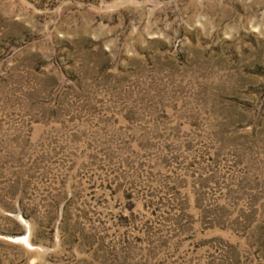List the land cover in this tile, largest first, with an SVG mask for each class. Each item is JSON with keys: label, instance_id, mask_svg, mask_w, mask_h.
Returning a JSON list of instances; mask_svg holds the SVG:
<instances>
[{"label": "rangeland", "instance_id": "obj_1", "mask_svg": "<svg viewBox=\"0 0 264 264\" xmlns=\"http://www.w3.org/2000/svg\"><path fill=\"white\" fill-rule=\"evenodd\" d=\"M0 264H264V0H0Z\"/></svg>", "mask_w": 264, "mask_h": 264}]
</instances>
